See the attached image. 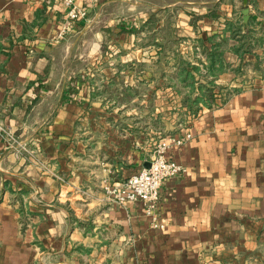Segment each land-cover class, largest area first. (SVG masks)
Here are the masks:
<instances>
[{
    "label": "crops",
    "instance_id": "obj_1",
    "mask_svg": "<svg viewBox=\"0 0 264 264\" xmlns=\"http://www.w3.org/2000/svg\"><path fill=\"white\" fill-rule=\"evenodd\" d=\"M80 3L59 38L62 0H0V124L34 149L0 136V264H264V72L225 30L264 28V0ZM172 107L191 137L167 150L186 169L162 182L160 228L104 186L147 164Z\"/></svg>",
    "mask_w": 264,
    "mask_h": 264
},
{
    "label": "built area",
    "instance_id": "obj_2",
    "mask_svg": "<svg viewBox=\"0 0 264 264\" xmlns=\"http://www.w3.org/2000/svg\"><path fill=\"white\" fill-rule=\"evenodd\" d=\"M62 2L67 11L66 20L58 33L59 38L70 30L75 21L87 15V6L80 3V0H62ZM0 136L5 140L6 146L15 149L16 152L23 151L31 155L34 150L28 142L18 139L13 132L1 124ZM190 137V132L185 131L182 134H169L159 138L153 145L147 164L118 183L106 184L104 186L106 196L119 204L140 201L145 214L151 219L150 225L162 228L163 224L157 223L154 215L162 182L186 169L182 164L169 159L167 150L170 146L183 144Z\"/></svg>",
    "mask_w": 264,
    "mask_h": 264
},
{
    "label": "trees",
    "instance_id": "obj_3",
    "mask_svg": "<svg viewBox=\"0 0 264 264\" xmlns=\"http://www.w3.org/2000/svg\"><path fill=\"white\" fill-rule=\"evenodd\" d=\"M237 19L238 21L242 20V18H237ZM241 24L243 25L242 21H241ZM225 30L230 31L232 36L238 35V34L241 35V40L243 38L242 42L240 43L241 52L249 51L250 48L246 46L254 45L253 44L254 38L250 30H247L246 33L241 34L240 32L242 28L240 29L238 25L232 22L227 23ZM204 69L207 71L206 73L215 77L220 71H222L223 64L221 61H218L217 57L212 58L211 56L209 60V64L205 65ZM187 78L188 76L185 74V79ZM212 89H213V79L209 80V82L207 83L205 87L201 86L199 88L198 94L193 99L190 98L189 96L186 97L185 99V102L187 103L186 107L190 109L193 113H196L201 108V106L209 107L213 101Z\"/></svg>",
    "mask_w": 264,
    "mask_h": 264
},
{
    "label": "rangeland",
    "instance_id": "obj_4",
    "mask_svg": "<svg viewBox=\"0 0 264 264\" xmlns=\"http://www.w3.org/2000/svg\"><path fill=\"white\" fill-rule=\"evenodd\" d=\"M242 15V14H241ZM264 16V14H263ZM238 18H241V17H238ZM244 20H248V16H245ZM250 28V32L251 34L253 35V44L254 45H248L246 47H249L250 49L249 50H252V51H255V50H259L258 53H257V60H256V64L259 67H262L263 69H261L263 72H264V28L260 27V26H256V25H251L250 27H243L242 30H241V34L243 33H246L247 29L249 30ZM243 40V38H242ZM247 69L248 67L244 64L243 65V70H241V72L243 73H246L247 72ZM163 98V101L167 98L165 97H162ZM186 99V98H185ZM165 103V102H164ZM167 103V102H166ZM170 103V102H169ZM185 102H181V105H183ZM175 102L172 101V105H174ZM180 105V106H181ZM178 109L176 110L175 108H171V113H177V121L174 123V122H170L169 119L166 118V116L168 115L167 112L165 111H170V108L169 109H164L161 113V116H162V120H160V124H158L163 130V133L165 132L167 135L171 134V133H178L180 134L181 132H185V127H186V123H187V120H186V111L182 108V107H177ZM188 108H186L187 110ZM190 110V109H188ZM191 111V110H190ZM165 112V113H164ZM192 112V111H191ZM176 127L174 128L173 130V127ZM173 130V131H172ZM170 131H172L170 133ZM166 136V135H163V137Z\"/></svg>",
    "mask_w": 264,
    "mask_h": 264
}]
</instances>
